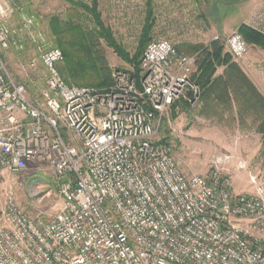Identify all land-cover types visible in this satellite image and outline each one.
Masks as SVG:
<instances>
[{
	"label": "built area",
	"instance_id": "1",
	"mask_svg": "<svg viewBox=\"0 0 264 264\" xmlns=\"http://www.w3.org/2000/svg\"><path fill=\"white\" fill-rule=\"evenodd\" d=\"M14 1L0 0V50L17 44ZM33 23L24 17L20 30ZM226 44L234 59L248 51L237 31ZM37 51L43 108L0 53V181L46 163L63 182V203L45 218L8 195L0 264H264V189L237 193L218 166L186 174L160 137L176 101L195 106L201 98L198 53L152 39L140 84L114 69L113 84L102 89L68 84L57 67L60 48L40 40Z\"/></svg>",
	"mask_w": 264,
	"mask_h": 264
},
{
	"label": "rangeland",
	"instance_id": "2",
	"mask_svg": "<svg viewBox=\"0 0 264 264\" xmlns=\"http://www.w3.org/2000/svg\"><path fill=\"white\" fill-rule=\"evenodd\" d=\"M210 1L214 0H98V9L105 26L131 56L138 51L150 7L154 19L151 40L167 39L187 55L195 54L196 46L212 48L218 42L231 55L226 39L231 33L240 32L243 23L236 27L231 22L228 31L220 29L218 17L210 11ZM218 2L228 5L226 0ZM14 5L11 24L16 29L13 43L17 44L0 53L11 76L25 84L30 100L43 108L46 72L37 45L43 40L46 47H56L51 27L53 16L78 21L83 28L95 27V20L83 9L73 8L68 0H15ZM28 16L33 17L34 23L20 30L23 18ZM101 42L112 72L134 70L132 63L124 61L106 41ZM247 44L250 52L264 54V48ZM231 57L242 68L241 61ZM31 61L36 62L34 67L29 66ZM261 63L264 65V59ZM225 67L218 65L216 75L224 74ZM160 137L169 141L184 173L206 175L218 166L231 176L235 192L255 193L259 188L264 189V138L251 117L242 119L237 113L218 108L206 110L202 98L195 106L178 100L164 115ZM62 183L46 163H29L23 172L8 175L0 181V227L4 224L3 210L10 194L31 215L49 218L56 214L63 203L59 192Z\"/></svg>",
	"mask_w": 264,
	"mask_h": 264
},
{
	"label": "trees",
	"instance_id": "3",
	"mask_svg": "<svg viewBox=\"0 0 264 264\" xmlns=\"http://www.w3.org/2000/svg\"><path fill=\"white\" fill-rule=\"evenodd\" d=\"M68 1L73 8L83 9L86 14H90L95 20V27L83 28L78 21L62 20L60 16H53L51 27L56 36L55 44L64 54V59L57 64V67L64 80L68 84L77 86L102 89L110 87L113 84L112 69L101 42L104 40L124 61L133 64V71L124 70L129 71L140 84V56L142 57L151 41L154 25V19H151L153 16L151 7L147 11L148 19L138 51L131 56L105 26L98 9V0ZM239 31L248 43L264 48L263 32L247 24H242ZM195 50L199 55L198 71L194 77L201 86V98L206 110L218 108L232 114L237 113L242 119L246 116L251 117L253 122L258 124V129L264 138V94L258 90L239 64L232 60L231 55L224 52L223 46L218 42H215L212 48L196 46ZM218 65L226 66L224 74L216 75ZM181 101L185 105L188 104L184 100ZM162 142L169 143L166 138H162Z\"/></svg>",
	"mask_w": 264,
	"mask_h": 264
},
{
	"label": "crops",
	"instance_id": "4",
	"mask_svg": "<svg viewBox=\"0 0 264 264\" xmlns=\"http://www.w3.org/2000/svg\"><path fill=\"white\" fill-rule=\"evenodd\" d=\"M209 8L218 17L222 30L228 31L232 27L231 22H234L236 27L243 23L264 32V0H231L227 6L219 5L218 0H214L210 1ZM261 59H264V54L257 55L248 50L239 61L246 75L264 94V65Z\"/></svg>",
	"mask_w": 264,
	"mask_h": 264
}]
</instances>
